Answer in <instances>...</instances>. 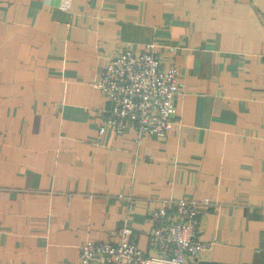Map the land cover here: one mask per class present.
<instances>
[{"label":"crops","instance_id":"0c3cea01","mask_svg":"<svg viewBox=\"0 0 264 264\" xmlns=\"http://www.w3.org/2000/svg\"><path fill=\"white\" fill-rule=\"evenodd\" d=\"M58 4L0 0V264H79L124 224L154 253L166 198L201 203L183 264H264V0ZM148 42L183 82L170 129L99 136L95 76Z\"/></svg>","mask_w":264,"mask_h":264},{"label":"built area","instance_id":"2783aa9c","mask_svg":"<svg viewBox=\"0 0 264 264\" xmlns=\"http://www.w3.org/2000/svg\"><path fill=\"white\" fill-rule=\"evenodd\" d=\"M70 5L71 0H59L58 7L69 10ZM160 49L155 42L144 44L138 51L125 46L104 62L93 80L109 103L108 115L98 126L99 136L106 132L120 134L131 127L135 141L141 143L146 134L170 129L177 113L175 98L183 90V82L173 64H163ZM168 50L172 52L173 48ZM200 209L201 203L195 200L166 198L163 205L148 213L154 253L140 248L133 228L124 224L118 242L82 243L79 264H183L187 256H197L210 246L200 238Z\"/></svg>","mask_w":264,"mask_h":264}]
</instances>
